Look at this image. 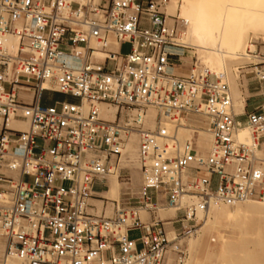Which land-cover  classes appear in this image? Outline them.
<instances>
[{
    "label": "built area",
    "instance_id": "obj_1",
    "mask_svg": "<svg viewBox=\"0 0 264 264\" xmlns=\"http://www.w3.org/2000/svg\"><path fill=\"white\" fill-rule=\"evenodd\" d=\"M169 4L0 0V264H183L158 211H176L179 238L213 206L264 201V44L236 67L258 102L237 111L224 72L173 71L192 47ZM187 125L211 134L206 153L180 140ZM133 134L142 185L107 216L99 192Z\"/></svg>",
    "mask_w": 264,
    "mask_h": 264
},
{
    "label": "bare ground",
    "instance_id": "obj_2",
    "mask_svg": "<svg viewBox=\"0 0 264 264\" xmlns=\"http://www.w3.org/2000/svg\"><path fill=\"white\" fill-rule=\"evenodd\" d=\"M178 1L173 0V3L177 4ZM180 1L177 12L187 20L182 38L185 43L193 48V50L188 51L197 55L202 66L208 67L214 72L226 74L232 87L235 109L241 111L245 104V97H243L245 90L239 88L242 86L241 83L237 82L238 78L236 79L235 75L237 69L234 67L247 59L245 46L251 33L254 35L260 34L259 32L264 33V0ZM13 42L14 40L11 41V44ZM187 72V70L184 71V73ZM83 108H87L86 103H84ZM112 111L110 110V112ZM150 113L146 125L154 127L155 112L150 110ZM109 117L114 118V114L111 113ZM10 124L20 128L27 127L26 123H17L13 120L10 121ZM190 128L195 134L200 131L188 125L181 127L185 132L189 131ZM208 134L211 137L209 132ZM180 140L183 141L184 138L180 137ZM190 140L196 143L203 153L207 152L211 144V142L206 143L202 138ZM138 147V137L133 134L129 139L126 153L120 161V164L122 163L125 167L126 162L132 163L136 169L135 173L140 170ZM206 147L208 148L203 150ZM120 179L124 180L120 177L119 171L108 176V187L102 190L105 193L99 192V195L104 199H109L104 197L107 195L119 197L123 187ZM254 200L242 201L232 208L226 205L213 206L211 209L212 218L206 219L201 227L202 236L207 237V241L205 244L199 242L198 239L195 240V238L187 241L191 257L185 264H264V231L259 233L260 224L264 221V204ZM162 210H160L161 212L158 211L157 214L164 219L167 225L168 237L173 242L172 247L178 248L177 243L182 239L176 236V229L168 221L173 214ZM210 241H214V244L209 243ZM3 248L4 245L0 243V255ZM171 253L173 257H176L175 252Z\"/></svg>",
    "mask_w": 264,
    "mask_h": 264
},
{
    "label": "rangeland",
    "instance_id": "obj_3",
    "mask_svg": "<svg viewBox=\"0 0 264 264\" xmlns=\"http://www.w3.org/2000/svg\"><path fill=\"white\" fill-rule=\"evenodd\" d=\"M222 1L224 2V0H219V2ZM226 1V0H225ZM181 3V1L179 0L177 4H174L173 3V0H171V4H169V10L170 12L172 13H175V11L177 12L178 8H179V4ZM260 34H257V35H254L253 33H251V36L249 38V40L247 41V45L245 46V48L250 45L249 43L250 42H255V43H258V45H263L264 44V33L262 32H259ZM254 35V36H252ZM184 40V39H183ZM185 41V40H184ZM183 41V42H184ZM130 46L128 44H125L123 46V51L124 52H127L129 50ZM253 48V47H252ZM188 50H193V48L191 49H185V51H183L185 53V55L183 56L182 60H174L173 61V67H176V68H179V72H175L177 74H181V75H186V74H189L193 68V65L195 63L196 60H198L197 58V55H195L194 53L192 54L191 52H189ZM192 54V55H191ZM247 59L241 61V63L237 64L236 66L242 64L243 62H245ZM198 63L200 64V62L198 61ZM236 68V67H234ZM187 70L188 72L187 73H183V71ZM235 75H236V79H237V82L240 83L239 80V76L235 70ZM239 85V84H238ZM240 90H243L242 87H240ZM249 94V92L246 91L245 89V92L243 93V97L247 96ZM46 97L48 96H52V97H55V98H59V99H70L68 98V96H63V95H59V94H55V93H46L45 94ZM179 136L180 137H183L184 139L185 138H189V139H197V138H202V140L206 143H210L211 142V137L210 135L208 134V132L206 130H200L197 134H195L193 131H192V128H190L189 131L185 132L183 131L181 128L179 130ZM208 147L204 148L203 150H206ZM264 155L262 154V157ZM130 167H128L129 165ZM126 167L121 163L119 168L121 169V178L124 179V180H121L120 181L123 183L122 184V192H121V195L119 197H116L115 195H111V196H104L106 198H109V199H115L117 201H122L124 200L125 198H128L130 196H133V197H136L138 196L139 194V191H140V187L142 185V175H141V172L140 170L136 172V169L134 168L135 166L132 165V163L130 162H126L125 163ZM102 188V185L101 184H97L96 185V189L100 190ZM101 193H105L104 191H101ZM132 201H135L134 199H132ZM258 203H261V204H264V201H260V200H254ZM98 204V207H99V210L102 209L104 206H106L105 210H106V215L107 216H112L113 213H114V210H113V205L111 204V201H107V200H104V202H97ZM234 206V205H233ZM233 206H228L229 208H232ZM163 211V210H161ZM159 211V212H161ZM164 211H168V212H171L173 214L172 217H174L176 215V211L174 209H169V208H165ZM151 216V213L149 212H146V211H143L142 212V218L144 220H148ZM211 219L212 218V214H211V211L210 213L208 214L207 217H205L203 220H201L199 222V224L197 226H195L193 229H192V232L190 235H187V236H179V239H182V243H177L178 244V248H173L171 247V250L172 252H175L176 253V257L179 255V254H182L181 252H185V256H184V260H183V264H185V262H187L190 257H191V251L187 245V241L189 239H198L199 242L205 244L206 241H207V237L205 236H202V231H201V227L203 225V222L206 220V219ZM170 221V220H169ZM172 225V224H171ZM261 228L259 230V233H262L264 231V221L261 222L260 224ZM172 227H174L175 229L178 228V225L177 224H174ZM166 228H167V225H166ZM130 236L132 238H136L139 236V233L137 231H132L130 233ZM192 237V238H191ZM206 239V240H205ZM209 243L211 244H214V241H210ZM172 245V244H171ZM201 248V247H200ZM189 255V256H188ZM201 255V254H200ZM212 261V260H211ZM208 263L210 262L207 261Z\"/></svg>",
    "mask_w": 264,
    "mask_h": 264
},
{
    "label": "crops",
    "instance_id": "obj_4",
    "mask_svg": "<svg viewBox=\"0 0 264 264\" xmlns=\"http://www.w3.org/2000/svg\"><path fill=\"white\" fill-rule=\"evenodd\" d=\"M173 71L174 72H179V69L178 68H176V67H173ZM183 73H184V71H183ZM250 93V92H249ZM56 94H59V93H56ZM59 95H62V94H59ZM64 96V95H63ZM248 96V95H247ZM247 96H245V98L247 97ZM258 102H256V101H254V100H251V101H245V104H247V106L245 107V109L246 110H250L251 108H252V106L254 105V104H257ZM100 201H102V200H100ZM103 202V201H102Z\"/></svg>",
    "mask_w": 264,
    "mask_h": 264
}]
</instances>
